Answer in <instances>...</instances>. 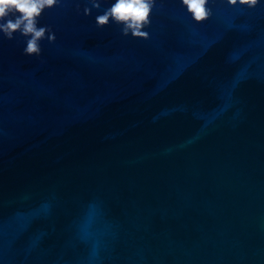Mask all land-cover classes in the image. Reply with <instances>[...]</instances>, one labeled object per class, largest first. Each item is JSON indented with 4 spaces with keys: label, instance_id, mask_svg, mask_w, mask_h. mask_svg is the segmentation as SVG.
Instances as JSON below:
<instances>
[{
    "label": "water",
    "instance_id": "obj_1",
    "mask_svg": "<svg viewBox=\"0 0 264 264\" xmlns=\"http://www.w3.org/2000/svg\"><path fill=\"white\" fill-rule=\"evenodd\" d=\"M110 2L0 36V264H264V0H158L146 40Z\"/></svg>",
    "mask_w": 264,
    "mask_h": 264
},
{
    "label": "clouds",
    "instance_id": "obj_2",
    "mask_svg": "<svg viewBox=\"0 0 264 264\" xmlns=\"http://www.w3.org/2000/svg\"><path fill=\"white\" fill-rule=\"evenodd\" d=\"M158 0H111L103 11L95 16L98 28L115 24L120 27L122 36L149 39L146 29L151 25L152 12ZM215 0H180V5L196 23L203 22L212 16L210 7ZM229 6L237 3L249 8L255 7L260 0H225ZM62 4V0H0V36L13 40L17 35L23 37L22 54L29 57H40L41 42L47 40L53 44L56 33L49 25H41L40 18L46 10ZM91 7H83V15L89 16L93 9L101 8L102 0H90ZM80 11V4H75Z\"/></svg>",
    "mask_w": 264,
    "mask_h": 264
}]
</instances>
